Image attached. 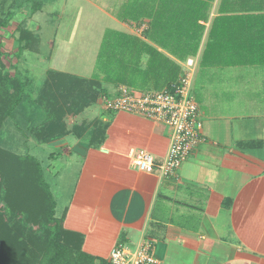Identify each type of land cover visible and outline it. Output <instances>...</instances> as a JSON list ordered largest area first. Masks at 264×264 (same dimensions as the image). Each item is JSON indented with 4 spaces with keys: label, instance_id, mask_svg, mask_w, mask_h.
<instances>
[{
    "label": "crops",
    "instance_id": "obj_1",
    "mask_svg": "<svg viewBox=\"0 0 264 264\" xmlns=\"http://www.w3.org/2000/svg\"><path fill=\"white\" fill-rule=\"evenodd\" d=\"M35 1L39 15L43 0ZM120 1L114 4L118 14L128 12L131 0ZM221 2L213 3L210 21L201 22L207 27L204 38L198 55L190 58L196 73L216 70L200 86L192 83L206 141L175 178L144 173L132 165L131 150H146L162 160L169 148L168 129L163 132L160 124L143 118L116 120L97 149L72 139L69 146L65 140L56 144L60 151L67 149L62 155L68 160L80 159L73 170V192L59 219L64 229L82 236L83 252L109 260L120 243L135 248L151 240L159 264H264V71L253 69L243 77L236 71L264 65L202 66ZM94 8L118 26L111 31L150 43L144 36L147 30L139 29L147 18H120L97 4Z\"/></svg>",
    "mask_w": 264,
    "mask_h": 264
},
{
    "label": "trees",
    "instance_id": "obj_2",
    "mask_svg": "<svg viewBox=\"0 0 264 264\" xmlns=\"http://www.w3.org/2000/svg\"><path fill=\"white\" fill-rule=\"evenodd\" d=\"M131 1L130 7L133 6L135 13V16L132 15L133 20L149 18L146 38L150 43L134 36L109 31L114 35L106 37L104 44H115V48L109 56L112 66L108 64L102 70L106 75V82L148 90L152 87L156 90L170 89L183 73V65L172 57L187 62L198 55L207 28L201 22L210 21L216 0H153L152 9H149V0H141L140 3V0ZM156 1L159 4L157 6ZM32 2L35 5V0ZM136 5L141 7L134 8ZM35 8H38V4ZM10 20L11 18L0 20V31L9 25ZM35 40L33 32L22 30L19 40L22 44L25 42L22 50L30 49L31 41L35 43ZM2 54L0 43V56ZM106 55L105 51H101L103 59ZM145 56L147 66L142 67ZM238 64L264 65V0H222L219 15L212 20L202 66ZM48 77L37 101L32 100L31 104L24 103L29 102V98L27 94L24 98L21 97L23 89L19 81L12 80V87L8 79L0 78V128L9 118L15 117L21 104V118L38 142L50 143L58 135H78L80 126L73 130L74 133H70L64 123L68 112H72L76 106L77 92L84 91L83 95L88 96L84 100L95 98L92 91L86 93V89L93 84L100 87V98L108 95L99 76L89 80L75 79L74 75L50 71ZM109 125L110 123L104 122L94 124L93 129L86 132L89 145L98 148L103 146ZM16 181L28 190L38 186L42 189L38 193L44 192L47 196L50 194V188L44 181L41 162L36 157L30 154L17 156L0 147V264L40 263L53 247L59 251L68 249L73 243L78 248V255H74L76 249L72 247L68 258L76 261V264H111L109 260L97 259L82 251V236L64 229L63 220L56 217V201L53 200L44 213L19 205L20 201L14 203L11 186ZM32 224L38 226L37 231L33 230ZM45 245L49 247L47 252L43 248ZM57 259L50 260L51 263L48 264H65Z\"/></svg>",
    "mask_w": 264,
    "mask_h": 264
},
{
    "label": "rangeland",
    "instance_id": "obj_3",
    "mask_svg": "<svg viewBox=\"0 0 264 264\" xmlns=\"http://www.w3.org/2000/svg\"><path fill=\"white\" fill-rule=\"evenodd\" d=\"M47 2L48 4H45V0L42 1V13L37 15L36 12L39 11L40 6L38 5V8H35L36 3L34 5L32 0H0V20H8L11 18L9 25L5 29H1L2 33H0V43L2 44L3 52L0 56V78L8 79L12 87H14L12 80L19 81L18 83L22 84L23 91L21 97L24 98L27 94L29 98V102H24L25 104H31L32 100L37 101L38 96L42 89H44L45 83L49 78L50 71L74 75L75 79L85 78V80H89L94 76H99L103 82L104 89H106L105 91L108 94L116 93L120 85L107 83L106 75L102 70H104V66L108 67V64L112 66L109 56L112 55L111 50L115 48L113 47L115 44L112 46L104 44L105 38L112 37L114 34H110V29H117L118 26L114 27L113 21L106 14L102 13L100 8V10L94 8V4H97L106 12H112L116 16L118 15L120 18H123V14H126L127 19L135 16L133 6L129 8L128 12L118 14L120 10L114 5L117 0H47ZM153 2V0H149V9L153 8ZM157 5L159 4L156 1ZM136 7L139 9L141 6L136 5L134 8ZM40 18H42L41 23L43 24L39 27V32L35 33L36 26L40 25L38 22ZM124 19L127 22V19ZM149 22L146 21L142 27L139 26V29L146 31L149 27ZM131 26L133 25L131 24ZM16 27L18 28L16 29ZM22 30L33 32L36 39L35 43L31 41L29 45L30 49L22 50L25 44V42L22 44L19 41ZM144 36L146 38V34ZM115 41L116 39L113 42ZM49 43L53 45H49ZM101 51L107 53L104 59L100 56ZM147 62L148 60L143 57L142 63H145L147 66ZM180 62L185 63L186 61ZM241 69L236 70L238 71L237 75L240 77L244 76V72L253 69L264 71V67ZM227 71L230 75L233 73L231 69H227ZM214 73L216 74L215 69L204 70L202 73H196L195 71L193 76L195 86H200L203 81H208L207 75L211 76ZM70 78L74 79L72 77ZM90 87L86 89V93L89 94L92 91L96 97H90V100H84L88 96L83 95L84 91H78L77 98L75 99L76 106L64 118L66 130L70 133H74L73 130L80 126L79 136L76 134H68L67 136L58 135L50 143L38 142L29 132V128L25 126L26 123L21 118L23 116L21 104L17 108L16 115L14 114L15 117L13 119L9 118L1 126L0 147L11 151L17 156L23 157L30 154L36 157L41 162L44 171V181L50 188V194L47 196L44 192L38 193L42 190L41 187L36 186L34 189L28 190L18 185L19 182L16 181L11 186V191H13L11 198L14 203L20 201L19 205L30 207L32 211H43L44 213L46 212V208L48 209L54 200L57 205L56 217H63L62 211L69 202L68 199L73 192V184L77 177L75 175L77 171L73 172V170L79 168L80 159L68 160L67 157L62 155V153L67 152V149L65 148L60 151L56 144L65 140L66 146H69L71 143L68 141L72 139L74 143L77 140L82 146L97 149L98 147L89 145L88 135L86 133L93 129L94 124L104 122L113 125L118 119L121 121L131 117L134 120L136 119L135 117L137 116L134 117L127 113L107 111L101 103L100 95L102 93L100 92V87L93 84ZM130 88H132L136 95L148 90L136 86ZM150 90L156 89L152 87ZM221 99L222 96H220L219 100ZM116 126L118 128L121 127L120 123ZM159 129L163 132L167 131V127L162 124H160ZM24 190L28 191L23 193ZM32 225H34L33 230L37 231L38 226L36 224ZM47 245L45 246L48 247ZM73 245L75 244H71L68 249H60L59 251L51 246L53 249L50 252H47L49 247H43L45 252H47V259L45 258L40 263L34 264H48L49 262L51 263L50 260L57 258H59V260L57 259L58 261L65 262V264H76V261L70 257L68 258L70 256L68 253L72 252L70 249L75 247ZM77 251L78 248L74 251V255L76 256L78 255Z\"/></svg>",
    "mask_w": 264,
    "mask_h": 264
},
{
    "label": "built area",
    "instance_id": "obj_4",
    "mask_svg": "<svg viewBox=\"0 0 264 264\" xmlns=\"http://www.w3.org/2000/svg\"><path fill=\"white\" fill-rule=\"evenodd\" d=\"M183 73L170 89L145 90L136 95L132 88L120 85L117 92L101 97L103 107L113 113L123 112L155 124L165 125L169 148L162 160L146 150H131V163L139 171L175 178L177 171L194 149L206 141L200 105L192 94L195 60L183 63ZM111 264H159L154 243L146 240L135 248L118 244L109 258Z\"/></svg>",
    "mask_w": 264,
    "mask_h": 264
}]
</instances>
